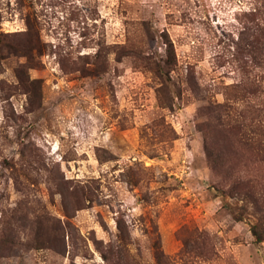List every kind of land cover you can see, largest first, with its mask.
<instances>
[{
  "label": "rangeland",
  "instance_id": "1",
  "mask_svg": "<svg viewBox=\"0 0 264 264\" xmlns=\"http://www.w3.org/2000/svg\"><path fill=\"white\" fill-rule=\"evenodd\" d=\"M254 230L264 0H0V264H264Z\"/></svg>",
  "mask_w": 264,
  "mask_h": 264
},
{
  "label": "trees",
  "instance_id": "2",
  "mask_svg": "<svg viewBox=\"0 0 264 264\" xmlns=\"http://www.w3.org/2000/svg\"><path fill=\"white\" fill-rule=\"evenodd\" d=\"M254 229H255V227H254ZM254 234L257 236V240L258 241L264 240V236H262L261 234H259V232H257L256 230H254Z\"/></svg>",
  "mask_w": 264,
  "mask_h": 264
}]
</instances>
